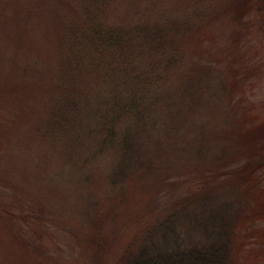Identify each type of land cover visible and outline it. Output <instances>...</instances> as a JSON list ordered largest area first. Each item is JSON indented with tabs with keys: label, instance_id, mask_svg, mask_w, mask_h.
<instances>
[{
	"label": "rangeland",
	"instance_id": "rangeland-1",
	"mask_svg": "<svg viewBox=\"0 0 264 264\" xmlns=\"http://www.w3.org/2000/svg\"><path fill=\"white\" fill-rule=\"evenodd\" d=\"M199 198L223 264H264V0H0V264H118Z\"/></svg>",
	"mask_w": 264,
	"mask_h": 264
},
{
	"label": "trees",
	"instance_id": "trees-1",
	"mask_svg": "<svg viewBox=\"0 0 264 264\" xmlns=\"http://www.w3.org/2000/svg\"><path fill=\"white\" fill-rule=\"evenodd\" d=\"M166 30L164 25L159 24L154 27L138 28L136 26L134 32H132V27L125 32L119 27L93 24L90 25L88 31H84L86 37L75 32L76 37L73 40L78 41L79 46L88 48L87 50L99 49L107 54H110L111 46L114 49L120 48V51L130 50L134 43L146 46L145 42H147L157 49L161 45ZM169 30L170 27H168ZM103 56L112 62L114 64L112 67H116L117 70L121 68L124 73H131L135 79L140 78L128 68L129 63L120 62L118 64L107 55L103 54ZM128 61L131 63L129 59ZM138 91H140L139 88L133 89L126 103L119 100L115 104L116 109L125 111V113L139 112L144 95L142 91L140 95H137ZM110 134L113 136L114 132ZM201 201L199 198L193 202L194 204H182L170 211L161 221H155L143 233V244L139 246V249L118 264H223L227 254L226 239L223 238L221 229L214 227L210 220L203 219ZM182 222L190 225L189 230L184 233L179 232ZM197 232L198 235L193 236V233ZM202 238L206 239V242L202 241Z\"/></svg>",
	"mask_w": 264,
	"mask_h": 264
}]
</instances>
